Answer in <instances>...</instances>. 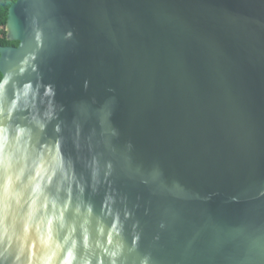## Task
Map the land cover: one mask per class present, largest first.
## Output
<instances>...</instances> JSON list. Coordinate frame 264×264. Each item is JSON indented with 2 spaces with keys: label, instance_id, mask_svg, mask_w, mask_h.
I'll return each mask as SVG.
<instances>
[{
  "label": "water",
  "instance_id": "water-1",
  "mask_svg": "<svg viewBox=\"0 0 264 264\" xmlns=\"http://www.w3.org/2000/svg\"><path fill=\"white\" fill-rule=\"evenodd\" d=\"M4 32L0 127L63 174L0 197V264H264V0H16Z\"/></svg>",
  "mask_w": 264,
  "mask_h": 264
},
{
  "label": "clouds",
  "instance_id": "clouds-1",
  "mask_svg": "<svg viewBox=\"0 0 264 264\" xmlns=\"http://www.w3.org/2000/svg\"><path fill=\"white\" fill-rule=\"evenodd\" d=\"M27 89H25L26 95ZM15 107V105H13ZM11 109L9 110V115ZM25 133L22 130L17 129L16 135L9 139V128L0 127V197H3L13 185L19 187L20 193L30 190L32 195H43L44 206L52 205L53 209L57 207V201L59 199L58 193L60 191L59 185L55 187V195L45 194L46 189L51 184L52 177L56 171H60L63 174L62 168L59 166V157H57V165L55 168H46L43 163V158L39 153H30L27 148V142H21L22 136ZM35 203V200H33ZM68 208L67 201L64 203V211ZM77 211L79 209L77 208ZM53 219L57 221L60 228L64 227L63 224V212L60 215H56L52 218H45L46 224L51 226ZM115 227V226H114ZM27 231V228L25 229ZM71 236V228L69 229V236L64 239V244H67L69 237ZM51 239L50 233L40 237V244L47 246L48 241ZM87 241V236L84 237ZM57 247H63V244L57 245ZM76 247V242L71 241V247L67 252L69 258L72 257V249ZM44 264H50L49 260H45ZM63 264H71V259H65ZM113 264H116L113 261Z\"/></svg>",
  "mask_w": 264,
  "mask_h": 264
},
{
  "label": "trees",
  "instance_id": "trees-1",
  "mask_svg": "<svg viewBox=\"0 0 264 264\" xmlns=\"http://www.w3.org/2000/svg\"><path fill=\"white\" fill-rule=\"evenodd\" d=\"M16 0H0V47H15L16 43L7 42L5 39L4 24L6 11Z\"/></svg>",
  "mask_w": 264,
  "mask_h": 264
}]
</instances>
